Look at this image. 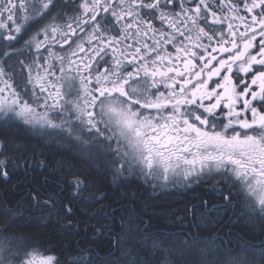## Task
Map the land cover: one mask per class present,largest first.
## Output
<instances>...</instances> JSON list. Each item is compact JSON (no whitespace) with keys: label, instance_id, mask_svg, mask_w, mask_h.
Masks as SVG:
<instances>
[{"label":"snow or ice","instance_id":"6c2138e0","mask_svg":"<svg viewBox=\"0 0 264 264\" xmlns=\"http://www.w3.org/2000/svg\"><path fill=\"white\" fill-rule=\"evenodd\" d=\"M188 2L194 6L185 8V0H120V10H112L111 16L115 17L117 22L129 20V18L130 22L125 23L116 36L105 41L104 33L101 32V23L97 17L98 9L109 12L112 8L110 0H91V2L84 0L80 7L83 8L82 15L87 19L81 20L77 17L72 19L76 21L78 27L91 23L93 31L90 33L88 43L91 44L92 40H99L103 45L97 51V56L100 53L107 54L106 48L120 43L121 39H127L128 30L133 29L135 30L134 36H139L141 33L146 36L149 32H159L165 43L171 44L177 38L176 35H167L164 31L154 27L153 20L157 18V12H159L158 19L162 24L167 23L169 28H172L180 37H184V32L177 27L176 19L168 16L164 11L169 5L173 9L176 7L181 9V13L187 19L179 22L189 32L191 29L188 28V23H191L196 29L197 41L201 37H207L209 41H212L218 36L217 43L220 47L219 49L212 48V52L220 51L228 53V56L217 59L216 56L208 53L206 58L204 53L198 56L195 51H190L187 47H177L175 59L179 60V54L183 52L188 57L198 56L197 63L203 62L199 70H195L197 63H194L193 59H186L183 61V71H181L172 64L171 54L165 56L158 53V47H162L159 40H156L152 47L146 43L142 44L130 54L132 57L128 61L130 64L134 65L137 58L142 61L139 67H135L134 72L122 75L119 71L121 61L116 60L112 71L106 69L104 73H97L96 87L89 89L87 85L91 84V79L80 78L82 90L89 99L85 100L83 108L79 104L75 105L79 109L77 119L87 126L89 132L94 129L100 135L103 133L98 127L99 123H104L106 127L109 124L114 125L113 136L117 137V144L119 145L120 138L127 143L128 150L124 152V156L131 155L134 162L142 164L144 166L142 171L146 169L147 175L162 173L161 178L167 181L170 171L173 174H182L184 178L194 173H207L209 178L215 181L213 187L220 192L222 199L228 205H232L236 199L233 195L234 190L236 195H241L239 189L242 186L254 198L251 202L244 200V203L250 204L252 210L259 205L260 212L264 213V0H239V4L243 5L247 13H254L251 16V23H248L244 16L233 17V19L238 18L244 22L245 31L239 33V40L243 42L242 48L235 39L237 31L232 23H228L227 29L233 39H225L222 30L217 33L213 25H223L224 21L217 16L215 11L211 10V5L206 0H188ZM51 3L52 0H41L39 8L36 9L37 12L48 9ZM217 3L219 4V0ZM24 7L23 0H20L19 4L14 3L13 0H5V4L0 5L2 9L0 16L6 12L8 21H13L16 10ZM257 9H259L258 12ZM230 10L237 12L238 5L231 4ZM181 13H176V16ZM209 14L212 17L211 23L208 22ZM201 19L205 21L204 27L198 24ZM4 27L7 25L0 23V28ZM68 28L74 35L75 29H72L71 24H68ZM20 30L19 26L15 29L16 32ZM81 31H84L83 27ZM257 35L260 37L258 50L252 54L249 50L253 48V41L256 40ZM7 39L12 40L15 37L9 35ZM186 39L192 41V36L189 35ZM226 44H231V47H226ZM77 47L81 52L84 51L82 44ZM195 47L200 48L202 45L196 43ZM141 48L145 50L144 55H141ZM112 51L115 53L117 49L113 47ZM154 52L157 53L155 58L151 61L147 60L146 57ZM204 52H207L206 47ZM120 54L127 59L124 52ZM72 55L76 53L73 52ZM0 56L8 57L9 53L5 51L0 53ZM234 65L236 66L235 73L233 72ZM90 68V64L84 65V70ZM141 72L144 73L145 78H151L152 87L163 83L168 90L167 94L158 92L146 95L147 85L143 93L131 87L129 81L138 77ZM186 73L188 78H185ZM241 73L243 75H240ZM4 74L3 67H0V76ZM110 77L115 78L110 79ZM157 77L160 78L159 81ZM178 77L180 79H177ZM213 77L217 79L213 80ZM40 79L37 77L38 81ZM5 84L6 87L11 88L7 82ZM51 87L56 88V96L60 97L59 88L55 84ZM40 90L47 91V88L41 84ZM3 91L4 89L0 88V92ZM12 95L11 103L5 102L4 106H0V112H4L6 116L8 112H13L16 116L23 117L31 123L30 118L34 112L32 106L27 101L20 104L15 91ZM49 96L51 97V93ZM97 104L100 108L99 114L88 110L89 108L95 109ZM134 106L139 107L134 108ZM140 109H154L157 115L144 114ZM97 115L100 116L99 120L96 119ZM218 115L223 118L217 119ZM11 119V116H7V120ZM41 119L49 128H61V134L66 132L69 138L77 130L71 125L63 129L62 125H56L46 117L37 118L36 122L39 123ZM111 139L112 137H106V140ZM81 143L90 155L93 152L99 155L104 149L116 152L120 150L119 147L113 150L111 144L101 145L99 140L82 139ZM6 154V152L0 153V155ZM20 160L27 162L28 158L21 156ZM9 162L15 163L14 161ZM122 170H127L124 164L120 165L117 172L122 174ZM57 171L64 173L61 177L63 187L71 190L69 196L66 197L67 203L61 206L69 225L72 223L71 218L74 215L76 204L83 202L84 214L97 222L93 225L95 233L113 237L112 247L115 252L119 253V256L108 260L101 257L92 258V254L89 253L87 264H155V258L151 253L165 244L170 245L168 252L173 257L171 262L166 260L165 264H186L185 254L193 248L200 249L198 264H219V261L211 259L216 253L200 246L194 238L181 242L141 239L144 233L131 217L121 215L118 218L120 230L114 231L116 218L106 211L102 202L107 197L103 193L97 195V190H93L86 182L87 177L82 178L81 172L73 171L71 165L67 168L61 165ZM0 176L7 179L9 173L6 170H0ZM217 185L218 188H216ZM225 192L227 195L224 194ZM32 195L33 199L39 202L38 198L41 193L36 192ZM48 199L55 207L56 201L53 196L50 195ZM203 203L207 204V201ZM20 215L22 213L19 206L10 207L5 204L0 208V216H3L5 220L4 226L0 228V238H2L5 253L0 264H36L35 254L28 260L24 259L29 255L28 246L18 243L17 237L8 235L14 228V218ZM261 258L264 261V255ZM53 259L51 256L44 257L39 260V264H53ZM70 264H84V257L80 256L79 259L71 260ZM232 264H248V261L237 257Z\"/></svg>","mask_w":264,"mask_h":264},{"label":"trees","instance_id":"16d2710c","mask_svg":"<svg viewBox=\"0 0 264 264\" xmlns=\"http://www.w3.org/2000/svg\"><path fill=\"white\" fill-rule=\"evenodd\" d=\"M0 138L3 141V152L7 153L2 155L6 157L5 170L9 173L7 179L0 176V208L5 204L10 207L19 206L22 213L14 218V228L8 234L45 247L57 260H64L66 257H89V253L92 258L101 257L107 260L118 254L112 247L113 237L95 233L93 225L97 222L84 214L83 202L76 204L72 223L69 225L61 206L67 203L66 197L71 190H66L61 184L64 173L57 171L61 165L65 168L71 165L73 171H80L82 178L87 177L86 182L93 186V190H97V195L103 193L107 197L102 202L106 211L116 218L114 231L120 230L118 218L124 215L131 217L146 236L175 233L187 237L205 234L209 237L215 236L222 244H264V221L250 225L236 221L238 217L232 214L227 215L226 222L220 219L211 227L198 226V214L204 212L205 205L207 208L213 201L209 200L207 192L211 191L206 187L176 195L174 202L162 207L158 214L157 209L149 208L148 199L151 196L145 193L146 187L138 178H132L122 187H113L105 174L98 173L87 163L51 145L31 139L21 131L0 129ZM21 156L27 157V162L21 161ZM9 161H14L16 165ZM42 164L45 166H41ZM213 189L218 194L209 193V196L222 199L220 192ZM36 192L41 193L39 202L33 199L32 194ZM50 195L56 201L55 207L48 199ZM203 201H207V204ZM50 204L54 211L47 218L45 213L43 215L40 212L41 208ZM175 212L183 216L185 226L172 223L177 216ZM4 224V217L0 216V227ZM256 264H264V261L260 260Z\"/></svg>","mask_w":264,"mask_h":264},{"label":"flooded vegetation","instance_id":"af4514ba","mask_svg":"<svg viewBox=\"0 0 264 264\" xmlns=\"http://www.w3.org/2000/svg\"><path fill=\"white\" fill-rule=\"evenodd\" d=\"M14 3L19 4L20 0H13ZM25 7L16 10L15 15L13 16V21H8L7 15L8 13H4L0 16V23L7 25V27L0 28V39L2 42L0 43V53L8 52V57H13L16 61V69L24 70L26 73L35 74L32 75L34 78L36 85L40 88V83L48 86L47 91L52 92L56 91V88L51 87V85L55 84L57 88L62 85V81L64 75L68 77V82L72 83V89L69 92V97L72 99V108L75 109L79 113V109L75 107L76 104H79L81 108H83L85 100L89 99L83 90L80 83L81 77H88L91 79V84H88L87 87L92 89L96 87L95 76L97 73H104L107 69L108 71H112L115 67V61L120 60L121 66L119 71L121 74H126L127 72H134L135 67H139L142 61L137 58L135 64H130L128 61L131 60V53L134 52L136 47L141 46L142 44H148L149 47L154 45L156 40L160 41V45L162 47H158L157 51L160 55H168L171 54L172 64L178 67L181 71H183V61L186 59H193L194 63H197L198 56L200 53H204L207 58L208 53L216 56L217 59L221 57H227L228 53H222L220 51L212 52V48L219 49L220 45L217 43L216 39L209 41L207 37H201L199 41L196 40V29L192 27L191 23H188V28L191 31L185 30V26L181 24L179 21L186 20L187 18L181 13V9L176 7L173 9L171 5L164 11L170 17H174L177 21V27L180 31L184 32V37H180L178 33H176L172 28H169L167 23H163L158 19L159 12H157V18L153 20L154 27L164 31L167 35H176V39L171 43H165V40L161 38L159 32L153 33L149 32L146 36L141 33L139 36H134V29L128 30V38L121 39L120 43L114 44L112 47L106 48V53H100L99 56L96 55L97 51L101 45L99 40H92L91 44L88 43L90 33L93 31L91 23L89 25H81L77 26L76 21L72 18L77 17L81 20L87 19L82 15L83 8L80 7L84 0H52L48 9L41 10L37 12L36 9L39 8L41 4V0H23ZM91 2V0H89ZM112 8L109 12H104L102 9H98L99 15L97 17L98 21L101 23V32L104 33L103 39L107 41L113 36H116L118 32L121 31L124 24L130 22L129 20L119 21L117 22L115 17L111 16V11L120 10V0H110ZM207 3L211 5V10L217 13V16L222 18L224 23L223 25H213L216 29L217 33L221 30L224 32L225 39L231 40L233 37L229 34L227 29L228 23H232L234 29L237 31V43L240 44L241 48L243 47V42L239 40V33L245 31L244 22L240 21L238 18L233 19L235 16H244L248 23H251V16L254 13H247L243 5L239 4V0H219V4L217 0H206ZM5 0H0V5H4ZM231 4L238 5V11L233 12L230 10ZM54 5V6H53ZM67 5V6H66ZM227 5V6H225ZM185 8H190L194 6L192 3H189L188 0H185ZM76 9H79L78 11ZM2 11V9H0ZM257 12L259 9L256 10ZM176 13H181V15L176 16ZM91 15V14H89ZM191 15V13H189ZM212 17L209 14L208 22L211 23ZM68 24L72 25V29H75V34L73 35L72 31L68 28ZM199 26L204 27L205 21L203 19L198 21ZM20 27V32H16V27ZM81 27L84 28V31H81ZM257 30L259 31V26L257 25ZM105 28L107 31L105 32ZM55 30V31H53ZM208 30L207 28L205 29ZM123 34V33H122ZM211 34V33H210ZM11 35L14 36L15 39L9 40L7 37ZM99 35V34H98ZM189 35L192 36V41L186 39ZM260 40L259 35L255 41H253V48L250 49V53L255 54L258 50L257 45ZM139 41V43H137ZM199 43L202 47L197 48L195 44ZM83 45L84 51H80L77 45ZM131 45V47H129ZM210 45V47H209ZM226 47H231V44H226ZM116 48L117 51L113 53L112 48ZM177 47H187L190 51H195L198 56L196 58L185 56L184 53H180V59H175L177 53ZM205 47L207 48V52H204ZM75 52L76 55H72ZM124 52L127 55V59L125 56H122L120 53ZM145 50L141 48V55H144ZM157 53H152L151 56L146 57L147 60L151 61L155 58ZM4 57V56H3ZM61 57L63 59H61ZM6 58V57H4ZM167 63V61H165ZM203 62L197 63V68L195 70H199L200 65ZM215 63V61H213ZM90 64L91 68L89 70H84V65ZM63 69V71H61ZM236 66H233V72L235 73ZM240 75H243L242 73ZM37 77L41 79L38 81ZM115 77H110V79H114ZM185 78H188V74H185ZM157 81L160 80L159 77L156 78ZM177 79H180L179 77ZM217 79V77H213V80ZM195 83V81H193ZM131 87H135L139 92L145 91V85L148 86L146 95L156 94L158 92H165L167 94V89L165 88L163 83H158L157 86H151V78H145L144 73L141 72L138 77L129 81ZM127 87V86H126ZM79 93V95H78ZM98 95V94H97ZM117 95V94H113ZM123 99V98H122ZM71 101V100H70ZM207 103V101H205ZM139 106H134V108ZM89 111H94L97 114L100 112V108L97 104L95 109H88ZM144 114L157 115L154 109H140ZM223 117L218 115L217 119H222ZM96 119L99 120L100 116L97 115ZM107 119V118H106ZM211 119V118H210ZM195 185V188L206 187L209 193H213L217 195V192H214V187L208 184V181H200ZM210 182V181H209ZM218 188V185L216 186ZM207 192L208 198L212 203L209 207L204 208L208 210V212H214L218 209H227V202L220 198H215L209 196ZM227 195V193H224ZM236 203V199L233 201V209ZM205 209V210H206ZM232 208L223 210L224 214H233Z\"/></svg>","mask_w":264,"mask_h":264},{"label":"rangeland","instance_id":"374dc122","mask_svg":"<svg viewBox=\"0 0 264 264\" xmlns=\"http://www.w3.org/2000/svg\"><path fill=\"white\" fill-rule=\"evenodd\" d=\"M1 42L2 40L0 39V43ZM15 65L16 61L13 57L4 58L3 56H0V67H3L5 73L3 76H0V88L4 89L3 92H0V106H4L5 102L10 104L13 99L12 93L15 91L18 94V100L20 104H23L25 101H27L32 106L34 110L33 116L30 118L32 122H27L25 118L16 116L13 112L7 113V116L12 117L11 120H7L5 113L0 112V129H6L12 132L21 131L31 137V139H35L43 144L51 145L59 151L70 154L75 159H78L83 163H87L95 171L98 170V173L105 174L109 179V184L113 187H122L124 184L129 183L132 178L140 179L146 187L145 193L151 196V198L148 199L149 208L154 210L157 209L158 214L162 207L174 202L173 199L176 195H181L185 192L193 190L195 185L201 183L200 181H208V184L211 186L215 185V181L211 180L207 173H194L192 176L184 178L182 174L177 175L170 171L167 181L161 178L162 173L153 176L147 175L146 169L142 171L144 168L142 164L134 162L131 155L127 157L124 156V152L128 150L127 143L123 140V138H120L119 145L117 144V137L113 136V131H115L114 125L109 124L106 127L104 123H99L98 127L103 133V135H100L96 133L94 129L89 132L87 126L81 124L80 120L77 119L79 113L72 108V99L68 95L72 89V83L68 82V77L64 75V78H62V85L58 87L61 96L58 97L56 96L55 90L52 92H42L40 88L34 85L36 82L32 75L35 74L31 75L30 73H26L24 70H17ZM5 82L11 85V88L6 87ZM41 84L42 83H40V85ZM42 85L45 88H48V86H45L44 84ZM69 85H71V87H69ZM49 93H51V97L49 96ZM45 100H47V103H45ZM18 110L19 109L17 108V111ZM42 117H46L47 119L53 121L56 125H62L63 129H67L69 125H71L76 127L77 130L73 132L71 138H69L66 132L61 134V128H49L42 119L39 123H37V118ZM106 118L107 117H105V120H107ZM106 137H112V139L106 140ZM82 139L99 140L101 145L111 144V148L113 150L117 147H119L120 150L119 152H116L104 149L101 152V155L99 154L100 156L95 152L90 155L84 150V145L81 143ZM13 146L15 147L16 145ZM3 147V141L0 138V153H3ZM5 164L6 157H2V155H0V167L2 170H5ZM121 164H124L125 168L127 169L126 171L122 170V174L117 172V169ZM177 171L179 172L180 170L178 169ZM239 192L241 195H236L235 190L233 192V195L236 196L234 209L233 205L227 206V209L232 208V213L236 214L238 217L235 220L250 225L258 224L261 223V221H264V213L260 212L259 205L256 206L255 210H252L250 204L246 205L244 203V200L251 202L254 200V198L251 197L247 193L246 189H244L242 186L239 189ZM51 207V204L44 206L41 208L42 212L40 213L43 215L45 213V216L48 218L54 211V208ZM227 209L224 208L223 210L226 211ZM223 210L218 209L214 212H208L206 209L204 212H200L196 221L198 226L204 228L211 227L216 221L220 219L226 222L228 216H231L232 214H227V216L224 214ZM178 213L175 212V215L177 216L175 221L172 223L185 226L186 224L182 221L183 216H179ZM215 213L219 215H215ZM190 238H194L200 246L215 252L216 255L211 257V259L214 261H219V264H232V262L235 261L237 257L246 259L248 264H256L262 260L261 257L264 255V244H259V242L256 244H240V246H236L234 244L229 245L227 243L222 244L215 236L209 237L205 236V234H200L197 236L188 235L186 237L175 233H165L163 236H146L144 234V236L141 237V239H147L148 241L159 240L166 242L188 241ZM18 243L28 246L27 251L29 255L25 256L24 259L28 260L33 254H35L36 264H39L40 259L48 256L54 258L53 264H70L71 260L80 258V256H77L66 257L64 260H57L54 254L49 252L44 247L37 246L36 243H28L26 240L24 241L21 238H18ZM169 246L170 245L165 244L160 249L151 253V255L155 258V264H165L166 260L171 262L173 257L169 255ZM4 255V246L2 238H0V260L4 259ZM116 256H119V253ZM83 257L84 264H87L89 257ZM115 257L110 259H114ZM199 260V248H193L190 250V252H186V264H198Z\"/></svg>","mask_w":264,"mask_h":264},{"label":"bare ground","instance_id":"6f19581e","mask_svg":"<svg viewBox=\"0 0 264 264\" xmlns=\"http://www.w3.org/2000/svg\"><path fill=\"white\" fill-rule=\"evenodd\" d=\"M15 123V122H14ZM24 129V128H23ZM32 135V134H31ZM2 140V139H1ZM73 153V152H72ZM109 154H110V152H109ZM101 155V154H100ZM99 155V156H100ZM30 160V159H29ZM14 164V163H13ZM29 164V163H28ZM15 165H16V163H15ZM92 165V164H91ZM14 167V166H13ZM104 170V169H103ZM98 171V170H97ZM106 171V170H105ZM114 174V173H113ZM120 177V176H119ZM114 181V180H113ZM147 182V181H146ZM156 182V181H155ZM115 183V182H114ZM15 235V234H14ZM45 248V247H44ZM231 251V250H230Z\"/></svg>","mask_w":264,"mask_h":264}]
</instances>
